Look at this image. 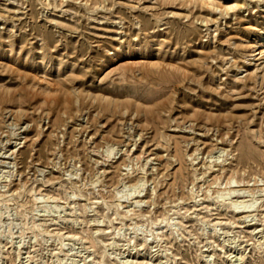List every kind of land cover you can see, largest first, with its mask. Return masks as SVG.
Listing matches in <instances>:
<instances>
[{
  "label": "rangeland",
  "instance_id": "obj_1",
  "mask_svg": "<svg viewBox=\"0 0 264 264\" xmlns=\"http://www.w3.org/2000/svg\"><path fill=\"white\" fill-rule=\"evenodd\" d=\"M235 1L0 0V264H264V0Z\"/></svg>",
  "mask_w": 264,
  "mask_h": 264
},
{
  "label": "bare ground",
  "instance_id": "obj_2",
  "mask_svg": "<svg viewBox=\"0 0 264 264\" xmlns=\"http://www.w3.org/2000/svg\"><path fill=\"white\" fill-rule=\"evenodd\" d=\"M186 1L187 3H190V4H199L201 6H205V7H209V8H212L213 10H216V9H222L223 13H225V15H228L230 13L233 14V12H235V10H241L240 9V6L235 0H232L231 3H228V2H221L220 0H217L218 2H215L213 0H184ZM221 11V13H222ZM252 13V12H251ZM237 15V14H236ZM237 22L240 24V23H245V25H247L248 27V22H244V21H238ZM238 25V24H237ZM251 27V26H249ZM252 28V27H251ZM254 29V28H253ZM259 31V30H258ZM260 33V32H259ZM147 38V37H146ZM260 48H259V51L256 52L252 57L253 59H257L256 61L260 62L259 64H257V67L255 69L254 72H252L251 74H248V76H252L254 75V73L257 74V71L258 70H264V34H261L260 35ZM150 39V38H149ZM14 43V42H13ZM11 45V44H10ZM24 50V49H23ZM254 53V52H253ZM42 55V54H41ZM44 58V56H42ZM51 58V56H50ZM46 59V58H45ZM48 60V59H47ZM254 61V60H252ZM257 62V63H258ZM247 63V62H246ZM250 63V62H249ZM240 70V69H239ZM259 72V71H258ZM261 72V71H260ZM246 76V75H245ZM236 191H229L227 192L225 195H227V198L228 196H231L232 194H235ZM238 196L240 194H237ZM224 198V196H222ZM237 197V196H235ZM239 198V197H237ZM226 199V197H225ZM231 202V201H230ZM231 205H235V213L237 215H242L243 214V218H248L250 213H252L253 211L250 210L251 208H253V206H246L244 205L243 203H237V201H234L233 203H231ZM247 214V215H246Z\"/></svg>",
  "mask_w": 264,
  "mask_h": 264
}]
</instances>
